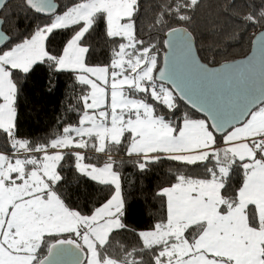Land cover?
Wrapping results in <instances>:
<instances>
[{
	"label": "snow or ice",
	"instance_id": "1",
	"mask_svg": "<svg viewBox=\"0 0 264 264\" xmlns=\"http://www.w3.org/2000/svg\"><path fill=\"white\" fill-rule=\"evenodd\" d=\"M25 3L52 19L0 47V133L10 144L0 153V264H145L146 256L149 264H264V37L258 64L253 57L211 72L190 56L191 34L172 28L158 68L157 44L137 36L138 0H74L62 13L53 0ZM198 4L177 0L168 13L188 21ZM244 20L264 23V10ZM101 21L116 46L109 65L89 66L87 39ZM56 31L69 33L59 53L48 47ZM41 64L76 73L85 91L76 124L33 144L16 136L14 76ZM181 101L206 118L181 115ZM113 151L134 158L140 171L166 159L199 166L204 176L176 173L159 192L166 216L136 231L123 220ZM93 154L104 163H92ZM66 156L80 175L114 186V195L90 212L69 206L59 187ZM122 231H133L139 246L121 243Z\"/></svg>",
	"mask_w": 264,
	"mask_h": 264
},
{
	"label": "trees",
	"instance_id": "2",
	"mask_svg": "<svg viewBox=\"0 0 264 264\" xmlns=\"http://www.w3.org/2000/svg\"><path fill=\"white\" fill-rule=\"evenodd\" d=\"M58 3V12H63L74 0H58ZM176 3L177 0H138L139 10L135 17L137 36L157 44L158 68L161 67L162 57L166 52L161 44L167 38L166 32L172 28H185L194 38L199 58L212 67L246 57L251 51L254 37L264 28V23L252 24L244 20L249 13L256 14L264 10V0H199L194 9L187 10V15L190 16L188 21H180L174 13H168V9ZM161 13H166V23L157 25ZM0 18L4 21L3 31L11 39L8 45L20 42L52 19L30 9L25 0L7 4ZM68 35L67 31L54 32L49 37L48 47L59 53L65 46ZM87 45L90 50L86 55V63L89 66L110 64L112 49L116 44L106 36L102 21L90 33ZM14 78L18 87V138L27 139L33 144H46L61 133L63 126L76 124L80 110L79 97L85 91L84 86L77 82L76 73L55 71L47 64H41L27 75L15 73ZM179 111L181 115L187 113L192 119H205L182 101ZM217 139L219 143V136ZM9 151L7 137L0 133V152ZM112 155L117 161L116 170L120 174L125 205L123 220L130 229L136 231L149 230L166 216V198L159 195V192L175 182L176 173L204 176L203 169L199 166H184L166 159L140 171L134 158L127 157L123 151H113ZM104 161L103 154H93L92 163L100 166ZM62 168L64 180L59 187L69 206L90 212L114 195V186L100 184L77 173L72 157H65ZM239 180L238 175L234 176L232 185H237ZM117 239L128 247L139 246L138 237L133 231H122ZM145 264H149L147 256Z\"/></svg>",
	"mask_w": 264,
	"mask_h": 264
},
{
	"label": "water",
	"instance_id": "3",
	"mask_svg": "<svg viewBox=\"0 0 264 264\" xmlns=\"http://www.w3.org/2000/svg\"><path fill=\"white\" fill-rule=\"evenodd\" d=\"M12 1H15V0H5V4H4L3 7H5L7 4H9ZM53 3L56 4V6H57V9L56 10H57V13H58V11L60 9L58 0H53ZM38 14H40L43 17H45V16L46 17H52V16H50L48 14H44V13H38ZM3 25H4V21L0 18V37H3V39H0V47L7 46L9 44L10 40H11L10 37H9V35L6 32L3 31V29H2L3 28ZM183 29H185V28H183ZM191 37H192V40L190 41V56L193 59H195L199 64H201L204 67L208 68L211 72H217L218 70H223L225 68V66H228V65H241V64H244L247 61H249L250 59H252L253 57L256 58V62L258 64L259 63V60H260V38L261 37H264V28H263V30L260 31V33H258L254 37V39L252 41L251 51H250V53L248 55H246V57H243V58L238 59V60L230 61L228 63H222V64H219V66H215V67L206 65V64H204L202 62L201 58H199V55H198V52H197V47L195 46L194 38H193L192 35H191ZM166 51H167V49H166ZM162 59H163V57H162ZM162 67H163V60H162V65H161L160 68H162ZM182 102L184 104H186L191 110H193L197 115L199 114V115L203 116L204 118H206L205 113L201 112L199 110V107L198 106H193V105L188 104V103H186L184 101H182Z\"/></svg>",
	"mask_w": 264,
	"mask_h": 264
},
{
	"label": "rangeland",
	"instance_id": "4",
	"mask_svg": "<svg viewBox=\"0 0 264 264\" xmlns=\"http://www.w3.org/2000/svg\"><path fill=\"white\" fill-rule=\"evenodd\" d=\"M72 4H73V3H71L70 6H71ZM58 13H62V12H58ZM50 22H51V21H50ZM50 22H49V23H50ZM49 23H48V24H49ZM120 182H121V180H120Z\"/></svg>",
	"mask_w": 264,
	"mask_h": 264
},
{
	"label": "built area",
	"instance_id": "5",
	"mask_svg": "<svg viewBox=\"0 0 264 264\" xmlns=\"http://www.w3.org/2000/svg\"><path fill=\"white\" fill-rule=\"evenodd\" d=\"M0 153H3V152H0ZM7 153H9V152H5V154H7Z\"/></svg>",
	"mask_w": 264,
	"mask_h": 264
}]
</instances>
